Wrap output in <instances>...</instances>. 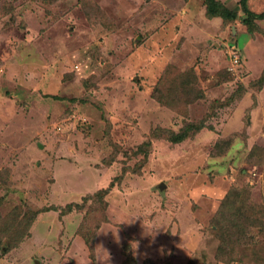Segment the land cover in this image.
Returning <instances> with one entry per match:
<instances>
[{
	"label": "rangeland",
	"instance_id": "rangeland-1",
	"mask_svg": "<svg viewBox=\"0 0 264 264\" xmlns=\"http://www.w3.org/2000/svg\"><path fill=\"white\" fill-rule=\"evenodd\" d=\"M218 1L0 0V264H264V20Z\"/></svg>",
	"mask_w": 264,
	"mask_h": 264
},
{
	"label": "trees",
	"instance_id": "trees-1",
	"mask_svg": "<svg viewBox=\"0 0 264 264\" xmlns=\"http://www.w3.org/2000/svg\"><path fill=\"white\" fill-rule=\"evenodd\" d=\"M202 2L205 6V14L209 18L217 17V18H220L224 22H230V21L235 20V18L237 16V10L230 9L224 3H221L218 0H202ZM239 5H240L241 12L244 13V17H246L247 20H250V21L264 20V10L259 12V13H255V12L251 11L248 8L247 0H240ZM244 21H245V19H244ZM239 59H240V56H239ZM192 76L193 77H190V78H192V80L194 78V81L196 84L197 78L194 74H192ZM258 82L260 85L259 87H261L264 83V72L261 75V77L259 78ZM204 127H205V124L203 122H199V123H195V124L194 123L187 124L178 133H175L172 135L170 142L179 143L181 141H184L186 138L193 135L194 132H198ZM139 152H143L144 156L146 154V151H140L139 150ZM232 194H233V192H229L227 194V198L225 200H223L221 207L224 208V207H226V205H228L229 198ZM66 210L70 211L69 208H67V207H66ZM251 210L257 215L258 218L253 217V216L247 217V218H249V224H248L249 227L248 228L256 227L257 226L256 222H258L259 226H261V228H263L264 227V206L252 204ZM219 213L222 214V210H220ZM212 224H213L212 225V232H213V234L217 240H221L223 236L231 237V238L235 237V239H238L239 236L245 237L246 235H248V231H249V229H247L245 227L241 228V225L238 224L235 219H233L230 222V224L223 225L222 220L220 221L219 218L217 216H215L213 221H212ZM10 226L12 227V224H10ZM7 229H8V227L4 228V230H7ZM10 238H11V236H9V238H8L9 241H10ZM87 238H89V237H86V240H87ZM9 241H6V244H5L7 246V249H10V247H11V246H9L10 245Z\"/></svg>",
	"mask_w": 264,
	"mask_h": 264
},
{
	"label": "built area",
	"instance_id": "built-area-1",
	"mask_svg": "<svg viewBox=\"0 0 264 264\" xmlns=\"http://www.w3.org/2000/svg\"><path fill=\"white\" fill-rule=\"evenodd\" d=\"M231 57H232V61L234 63H238V60H239V56L238 55H236L235 53H232Z\"/></svg>",
	"mask_w": 264,
	"mask_h": 264
}]
</instances>
